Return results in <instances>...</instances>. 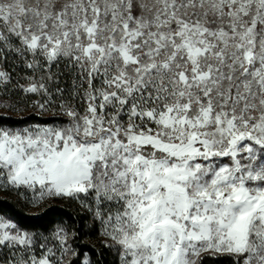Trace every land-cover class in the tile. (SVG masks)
Segmentation results:
<instances>
[{"label": "snow or ice", "instance_id": "obj_1", "mask_svg": "<svg viewBox=\"0 0 264 264\" xmlns=\"http://www.w3.org/2000/svg\"><path fill=\"white\" fill-rule=\"evenodd\" d=\"M16 90L66 120L0 126V189L79 200L119 264H264V0H0ZM50 236L0 216L2 264H65Z\"/></svg>", "mask_w": 264, "mask_h": 264}, {"label": "trees", "instance_id": "obj_2", "mask_svg": "<svg viewBox=\"0 0 264 264\" xmlns=\"http://www.w3.org/2000/svg\"><path fill=\"white\" fill-rule=\"evenodd\" d=\"M4 70L9 72L14 83L23 84L25 75L31 73L26 70L18 59L9 57L3 63ZM12 85V84H11ZM1 97L16 106L15 113H0V126L21 127L28 124H49L54 116L43 117L31 106V101L39 96L25 95L21 91L5 93ZM25 113V114H24ZM0 216L10 218L21 229L28 232H36L44 236L52 233L57 226H63L69 236V244L73 249V255L67 264H119L115 250H109L105 246V238L100 234L99 222L80 203L73 198L54 197L44 203L38 212L31 213L21 199L10 192L0 196ZM234 257L228 254L206 253L199 258V264H233Z\"/></svg>", "mask_w": 264, "mask_h": 264}, {"label": "rangeland", "instance_id": "obj_3", "mask_svg": "<svg viewBox=\"0 0 264 264\" xmlns=\"http://www.w3.org/2000/svg\"><path fill=\"white\" fill-rule=\"evenodd\" d=\"M12 84V85H11ZM11 84H9L7 87L9 88V89H13V88H15V86H16V83H14L13 81L11 82ZM23 84H26V83H23ZM19 91V90H18ZM2 95H0V113L1 114H12V115H14V116H20L21 114H19V113H15L14 112V110H12V109H10V108H6V107H3L2 105H5V104H10L9 102H8V100H6V99H4L3 97H1ZM39 98H35L34 100H38ZM32 102V101H31ZM10 105H12V104H10ZM29 106H31V104L29 105ZM33 108V107H32ZM33 109H35V108H33ZM35 111H37L41 116H43V117H51V116H53V113L52 112H41L39 109H35ZM25 114V113H24ZM66 120V118H63V117H55L54 116V118L52 119V121L49 123V124H51V123H53L54 121H59V120ZM36 124H41V123H36ZM28 125H32V124H28ZM41 125H44V124H41ZM25 126H27V125H25ZM21 127H23V126H21ZM7 192H10L11 194H13L15 197H17V198H19V199H21V202L22 203H24L25 205H26V209L29 211V212H31V213H35V212H38L39 210H40V208L43 206H41V205H33V204H31V203H29V197L32 195L30 192L29 193H27L26 195H19L16 191H10V190H8V189H0V196H1V194L2 193H7ZM51 198H49L48 200H47V202L50 200ZM76 200V199H75ZM78 203H80V201L79 200H76ZM46 202V203H47ZM44 204V203H43ZM81 204V203H80ZM85 208V207H84ZM11 220V219H10ZM12 221V220H11ZM13 222V221H12ZM99 222V221H98ZM99 226H100V223H99ZM58 227H60V226H57V227H55V229L52 231V233L53 232H55L56 231V229L58 228ZM63 227V226H62ZM100 234L102 235V228H101V226H100ZM51 234V233H50ZM50 234H47V235H45V236H49L50 237V239H49V246H52V247H55V248H58L59 247V244H58V241L57 240H55L54 238H52L51 236H50ZM103 236V235H102ZM72 248V247H71ZM38 251H39V249H38ZM206 253H208V254H210V253H213V252H211V251H209V252H205V253H202V255L203 254H206ZM214 254H218V253H214ZM220 254H225V253H220ZM10 254H9V252H8V250L7 249H3V250H0V264H2V262H3V260H5V259H7L8 258V256H9ZM73 255V253L71 254V255H68V256H66L65 257V264H67L68 262V260L71 258V256ZM118 261H119V257H118ZM83 262L86 264L87 262H86V260L84 259L83 260Z\"/></svg>", "mask_w": 264, "mask_h": 264}]
</instances>
